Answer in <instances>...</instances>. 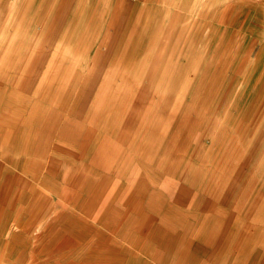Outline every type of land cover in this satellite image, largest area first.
Here are the masks:
<instances>
[{
  "label": "crops",
  "instance_id": "1",
  "mask_svg": "<svg viewBox=\"0 0 264 264\" xmlns=\"http://www.w3.org/2000/svg\"><path fill=\"white\" fill-rule=\"evenodd\" d=\"M161 16L151 0H0V264H264V230L235 223L264 212H231L230 185L184 182L181 142L167 152L202 85L163 57Z\"/></svg>",
  "mask_w": 264,
  "mask_h": 264
},
{
  "label": "rangeland",
  "instance_id": "2",
  "mask_svg": "<svg viewBox=\"0 0 264 264\" xmlns=\"http://www.w3.org/2000/svg\"><path fill=\"white\" fill-rule=\"evenodd\" d=\"M151 2L168 20L163 57L182 56L183 85L190 73L191 84L201 73L197 104L184 111L191 96L188 88L183 108L167 122V152L175 150V140L181 142L184 182L205 181V187L213 182L216 196L222 193L223 181L230 185L231 212H264V0ZM192 64H198L194 71ZM160 85L157 77L152 88ZM198 157L197 171L193 162ZM262 222L235 223L249 233L264 230Z\"/></svg>",
  "mask_w": 264,
  "mask_h": 264
}]
</instances>
